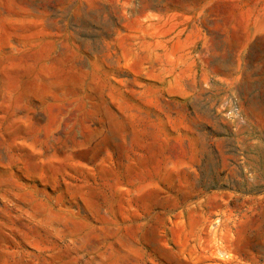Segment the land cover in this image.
<instances>
[{
	"label": "rangeland",
	"instance_id": "1",
	"mask_svg": "<svg viewBox=\"0 0 264 264\" xmlns=\"http://www.w3.org/2000/svg\"><path fill=\"white\" fill-rule=\"evenodd\" d=\"M0 264H264V0H0Z\"/></svg>",
	"mask_w": 264,
	"mask_h": 264
}]
</instances>
